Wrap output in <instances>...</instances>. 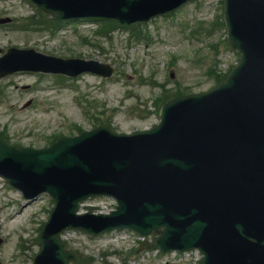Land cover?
<instances>
[{"label": "water", "instance_id": "95a60500", "mask_svg": "<svg viewBox=\"0 0 264 264\" xmlns=\"http://www.w3.org/2000/svg\"><path fill=\"white\" fill-rule=\"evenodd\" d=\"M146 1L36 0L58 17L107 14L122 21L156 14ZM230 1V28L235 23L241 34L250 31L241 45L234 38L243 58L214 91L176 101L189 112L177 117L171 131L165 117L150 138L104 150L97 136L60 139L39 150L10 148L0 137V174L23 187L21 174L46 186L56 199L39 240V255L50 258L43 264L68 259L56 240L65 226L89 232L125 226L143 234L164 226L165 245L198 247L203 264H264V0ZM144 146L155 149L147 159L129 162L134 149ZM95 153L106 157L86 183L81 179L90 171L86 159ZM92 187L116 194V210L106 216L76 215L77 202Z\"/></svg>", "mask_w": 264, "mask_h": 264}, {"label": "rangeland", "instance_id": "374dc122", "mask_svg": "<svg viewBox=\"0 0 264 264\" xmlns=\"http://www.w3.org/2000/svg\"><path fill=\"white\" fill-rule=\"evenodd\" d=\"M220 1L195 0L172 16L155 19L140 28L150 40L144 39L136 47L128 42L124 32L119 31L118 40L107 41L92 34L94 23L81 21L60 27L65 35L59 36L50 29H19V23L24 21L21 18L34 13V7L27 0H1L0 17L13 18L11 23L0 26L2 50L9 46L33 47L64 57L109 61L116 68L107 80L83 74L77 80L59 83L55 76L31 72L1 78L0 132H5L14 144L44 146L52 135L65 133L72 123L94 125L95 120L85 113L88 101L95 105L93 109L89 106L90 113L109 119L116 132L151 127L158 117L152 101L161 89L152 80L165 82L173 90L178 87L185 92L205 91L213 86L215 72L226 70L237 59L236 53L228 48L221 23L213 22L214 26L211 23L221 16ZM84 36L96 45L84 42ZM25 84L30 88L20 87ZM81 97L84 98L78 102ZM23 202L18 193L0 182V264L33 263L32 255L38 249L36 239L52 205L46 195L27 204ZM14 215L17 218H12ZM123 235L129 237L127 233ZM63 236L68 237L64 240L68 249L79 256L91 257L71 264H164L159 259H143L142 252L130 253L134 245L131 239L124 244L117 239L118 234L92 236L68 229Z\"/></svg>", "mask_w": 264, "mask_h": 264}]
</instances>
